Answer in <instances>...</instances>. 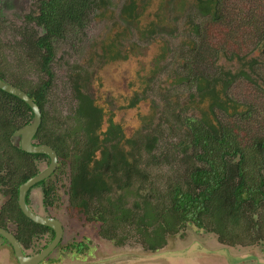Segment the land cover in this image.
Returning a JSON list of instances; mask_svg holds the SVG:
<instances>
[{
	"label": "trees",
	"instance_id": "16d2710c",
	"mask_svg": "<svg viewBox=\"0 0 264 264\" xmlns=\"http://www.w3.org/2000/svg\"><path fill=\"white\" fill-rule=\"evenodd\" d=\"M200 1L203 14L208 13L214 22L224 20L227 14L221 0ZM104 4L106 0H42L40 14L37 17L29 15L28 20L29 24L35 21L37 25H43L47 33L38 35L39 31L28 25L23 39L29 48L38 53L37 56L30 55L39 56L37 68L45 73V78H42L41 84L9 81L0 69L2 79L26 90L42 110V123L34 142L51 145L57 151L61 164L70 162L71 204L82 209L90 220H98L102 236L106 237L104 232L107 229L115 231L120 226L127 227L130 228L129 236L125 239L136 235L140 237L141 244L152 251L163 248L168 236L179 233L187 224L214 232L225 244L262 243L264 249V216H259L264 210V114H256L253 104H246L241 112L232 107L239 117L234 122L221 120L216 124L210 119L190 122L192 132L188 139L200 146L201 151L197 152L196 158L203 164L194 170L189 169L184 180L187 189L182 188V183H175L162 190L155 202L144 196L141 203L135 202L134 208L128 206L126 198L132 193L136 176L145 177V170L136 161L138 166H134L133 172L128 171L126 167L129 163L122 157L123 153L116 155L113 151V155L95 158L99 144L95 131L101 120L100 110L82 93L77 82L73 85L75 98L79 101V108L74 114L76 119H52L51 109L47 106L54 76L49 66L55 51L51 37H64L70 33L76 36L84 32L86 23L92 17L88 13L90 9ZM123 12L132 16L133 6L125 4ZM261 22L259 29L247 32L244 39V44L247 42L254 52L259 53L251 56L250 50L232 48L228 58L239 59L245 68L233 73L218 70L217 66V76H203L195 72L199 95H211L214 104L222 102L220 98L227 95L233 80L239 77L264 91V75L261 72L264 68V17ZM196 27L200 29L199 25ZM218 52L214 54L215 58L219 56ZM261 65V76L256 75L254 68L257 66L259 69ZM204 87L207 91H203ZM221 106L229 113L224 102ZM33 116L29 104L0 88V191L13 194L4 204L1 216L8 214L9 219L15 222L35 224L38 232H42L41 228L47 227L28 219L21 211L18 193L20 185L39 173L40 161L48 157L26 152L11 141L12 133L30 123ZM80 117H85L83 125ZM240 129L245 131L240 132ZM156 141V137L149 140L145 147L148 153L152 152ZM112 147L114 150L119 148L117 144ZM51 176L36 184L42 188L45 206L52 205L57 199L56 194L54 196L57 185L51 181ZM115 190L121 192L114 199L111 193ZM93 202H97L96 206ZM22 237L20 235L19 238ZM86 249L87 246L78 245L79 251Z\"/></svg>",
	"mask_w": 264,
	"mask_h": 264
},
{
	"label": "rangeland",
	"instance_id": "374dc122",
	"mask_svg": "<svg viewBox=\"0 0 264 264\" xmlns=\"http://www.w3.org/2000/svg\"><path fill=\"white\" fill-rule=\"evenodd\" d=\"M157 1H160L161 5L156 3ZM195 1L197 0H150L148 5L143 3L142 8L148 9L149 7V9H155V11L156 8H159L160 14L161 27L152 26L147 29L144 24L138 23L141 21L132 20L134 22L129 24L124 20L126 16H120L123 12V6L128 4L130 0H107L109 11L106 9L100 11L99 7L90 9L88 13L92 17L89 26L85 32L75 36L79 37L78 40L66 38L55 42L53 62L49 63L50 69L54 73L50 88V102L56 109L55 114L58 117L67 113V116H72V112L76 109V99L73 91L74 78H79L82 89H85L90 95L96 96L97 93L101 104L111 102L112 96L109 89L115 90L119 95L122 94L121 91L124 88H132V86L134 89L144 91L146 94L145 102L139 105L138 109H134L133 113L125 114L121 119L122 123L128 127L133 126L134 120L132 117L136 113L143 114L148 111V102H150L149 111H152L153 101L160 100V96L162 97L165 94L160 91L163 86H166L165 89L170 88L171 92L173 91L170 98L163 100V102H168L165 111L156 116L151 126L150 122L146 120L145 125L140 130L141 139L145 136L150 138L153 133H156L160 140L157 148L151 153H148L143 145L139 146L141 150L136 156L140 159V166L145 170V177L139 175L134 179L132 193L126 198L128 206L131 208L135 207V202L141 203L144 196L152 200L155 195H159L158 191L165 190L175 183H182V188L187 189L184 183L185 177H187V164L183 161L185 151H183V145L178 147V143L180 139L187 138L189 135L185 134L186 132H180V129H178L180 126L176 124L175 119L182 120L183 116L178 111L173 113L177 110L173 105H178V102L185 105L184 101L188 98L192 103L191 96H195V88L193 83L187 85V87L185 85L167 87L171 83L170 80L174 74L179 72L173 68H168L166 73H158L159 66H155L152 57L169 45L181 46V42L188 37L189 41L194 39L201 46L199 47L201 52L198 56V65L203 67V70H199L200 73L203 76H217L219 73L215 71L217 66H222L224 70L233 73L240 68H245V65L239 59L228 58L232 48L238 51L242 49L250 50L251 56L259 53L258 51L254 52L250 44L247 45V42L244 44V39L247 38L245 36L247 32L252 33L251 30H258V26L262 24L264 0H221L224 13L227 15L220 23L214 22L210 16L206 18L199 16L203 18L200 23H196L200 20L198 17L193 18L190 22L191 16H198L193 8ZM37 2L39 0H1L0 2V11L5 13L3 15L0 12V69L9 81L19 80L26 84H41L42 78H45V73L37 68L39 56L31 57L30 55L37 56L38 53L29 48L23 39L26 26L36 28L39 31L38 35L42 33V28L33 21L29 24L23 18L19 20V25L16 24L19 7L23 6L24 9L20 16L30 13V10L33 13L37 7ZM5 15L13 19V22H7ZM145 16L147 15L143 17ZM145 19L147 22L151 17H145ZM197 24L202 26L200 36L191 33V30L195 29ZM10 26L12 27L10 28ZM119 31H123L122 36H127L125 39L118 40V46L121 49L122 56L129 54L128 58L108 63L110 65L106 67H97L104 63L105 57L100 53H104L102 48L106 45L105 43L108 42L110 35H117ZM98 41H101V44ZM238 41L241 43L237 44ZM134 47L138 52L141 51V55L138 53L135 57H132V55H135ZM175 50L177 52L180 47L175 48ZM216 51H219L217 58L214 57ZM172 53L173 51L170 50L168 56H171ZM207 55L211 59L210 63L208 59L204 58ZM203 58L204 63L202 65L200 61ZM261 68L262 65L259 69L257 66L254 68L257 72L256 75L261 76ZM261 72L264 75V68ZM227 96L232 97L234 101L240 104L242 109L245 108L246 104L251 103L255 107L254 112L256 114H264V91L243 78L239 77L233 80L232 85L227 90ZM231 110L233 109L231 108ZM216 114L225 122L239 120L235 112L227 113L217 110ZM117 117L120 120L119 115ZM139 118L143 119L142 117ZM243 131L245 129H240V132ZM140 142L141 140L138 143ZM142 142L146 144L147 139H143ZM189 152H191V147H188L185 153ZM48 164L49 158H45L40 161L38 167L43 170ZM51 181L57 185L54 193L57 199H54V203L45 206L43 204L42 188L38 187L32 190L31 196L36 195V197H32L31 207L34 208L33 201L36 200L40 205L38 213L59 218L65 226V236L59 246L49 254L48 263L42 261L40 264H123L121 261H126L125 264H169L166 257L169 256L170 251L179 252L178 254L183 253L182 251L192 243L203 244L211 250L227 252V247L219 243L213 233L190 224H187L179 233L169 235L166 245L156 251L146 249L141 244L140 237L136 235L125 239L129 236L130 228L127 227L121 228L122 226H120L115 231L107 229V232H104L106 237H99V235L97 237L96 233L99 232L101 226L98 220H90L82 209L73 206L70 202L71 166L68 161L61 164L59 160L57 168L51 176ZM120 192L121 190L113 191L111 193L112 198L115 199ZM3 194L0 191V207L7 200L6 195ZM96 204L97 202H93V205L96 206ZM37 207L39 206L37 205ZM263 215L264 210L260 211L259 216ZM118 239L124 241L118 242ZM50 240L51 234L39 235L33 246L39 250ZM79 244L84 247L87 246V249L79 251ZM229 249L235 252L234 255H239L234 256L237 259L250 251L249 253L256 255L255 262L264 263L262 243L236 246ZM8 251L11 252L10 246H8ZM9 254L3 247H0V264L10 263L8 262ZM14 258V255H11L10 259L13 260ZM194 258L190 261V264H201L204 261H206V264H213L216 255L206 256L204 253V256L200 258L201 262L198 261L196 255ZM220 264L224 263L220 262Z\"/></svg>",
	"mask_w": 264,
	"mask_h": 264
},
{
	"label": "flooded vegetation",
	"instance_id": "af4514ba",
	"mask_svg": "<svg viewBox=\"0 0 264 264\" xmlns=\"http://www.w3.org/2000/svg\"><path fill=\"white\" fill-rule=\"evenodd\" d=\"M149 1L150 0H143V1L130 0V2L128 4L133 6L134 14L132 16H129L128 12L127 13L122 12L120 16L121 17L126 16L125 18L127 20L126 19H124V20L129 24L134 22L132 20H136V22L141 21L138 23L144 24L147 29H149L152 26L161 27L159 8H156L157 9L156 11H155V9H149V7L146 6V5H148ZM0 2H1V0H0ZM5 3H7V2H5ZM41 3H42V0H39V2H37V4H36L37 7L34 9L35 12L32 13L31 12L32 10H30L29 11L30 13H27V14H24L21 16H20V14H21V12H23L24 9H23V6H20L19 7V13H18L19 16L16 17V24L19 25V20L21 18H23L24 20L29 22V20H28L29 15H31V16L33 15L34 17H37L40 14L39 6L41 5ZM143 3H146L145 6L148 7V9L142 8ZM156 3L161 5L160 1H157ZM201 6L202 5H201L200 0H197L194 2L193 8L197 12L198 16H191V18L189 19L190 22H192V19L195 17L200 18L199 16H201V17L206 18L207 16H210L208 13H205V14L202 13ZM108 7H109V5H108V2L106 0V4H104L103 6H100L99 8H100V11L104 10V9L109 11ZM182 7L184 8V6H182ZM24 13H26V12H24ZM1 14L4 15L5 13L1 12ZM144 15H147L145 17H149V18L151 17V19L146 22L145 17H143ZM5 17L7 18V22H9V23L13 22V19L7 17V15H5ZM202 19L203 18H200L199 22H196V23H200V21ZM33 22H35V21H33ZM197 25L200 26V29L198 27H196L195 29L193 28V30H191V33L196 34V35L199 34V36H200L202 26L200 24H197ZM88 26H89V23L87 22L86 26L83 30L84 32L88 28ZM11 27L12 26H10V28ZM39 27L42 28L41 34L47 33V31L43 25H41ZM121 33H123V31H119L117 35L116 34L110 35L108 42H106L105 43L106 45L104 46V48H102L104 53H100V50L98 51L100 53V55L105 57V59H104V63L98 65L97 67H99V66L100 67L101 66L106 67L107 65H110L108 63L116 62L119 60H125L128 58L129 54L122 56L121 49L118 46V44H119L118 40L120 41L122 39L127 38V36H125V35L122 36ZM83 36H85V35H83ZM66 38L78 40L79 37H75L73 33L66 34V36H64V37L63 36L56 37V38L51 37V43L53 44V46H55L56 41H59L61 39H66ZM98 42H99V44H101V41H98ZM181 43H182L181 46H170L169 45L168 47H166V49H164L160 53L158 52L159 54L156 53L152 57V60L155 61V66H159L158 73H166L168 71V68H173V69H175V71L179 72L178 74H174L173 78L170 80L171 83L168 84L167 87H170V86L177 87V86H182V85H185L187 87V85H190L193 83L194 88H195V96H191V99L193 100L192 103H190V99L188 98L187 100L184 101L185 105H181L180 102H178V105H176V104L173 105V107L177 109L173 113L178 111V112H181L182 116H183L182 120L174 118L176 124H179V126H180L178 129H180V132L181 131L186 132L185 134L190 135L192 132L191 127H190V122H198L201 119H207V121H209L208 119H210L212 122L217 124L218 121L222 120L219 117V115L216 114L217 110H222L224 112L227 111V110L225 111L224 108L221 106L222 102H224L225 105L228 107V111L230 113L235 112V111L231 110L232 107L238 108V110H239L238 112L243 111V109H245V108L242 109L240 107V104H238L236 101H234V99L232 97H229L227 95H224L223 97L220 98V100L222 102H216L215 104L213 103V100L211 99V95H207V94H203V93H201L199 95L197 87H196V82L198 80L195 79L194 73L195 72H201L199 70H203V67H200L198 65V56H200V52H201L199 47H201V46H199V43L197 41H195L194 39L189 41L188 37L185 40H183ZM129 47H131V46H129ZM178 47H180V50H178L176 52L175 48H178ZM170 50H172L173 53L171 56H168V52ZM134 51H135V55H132V57H135L138 53H139V55H141V51L139 50V52H138V50L135 47H134ZM204 58L208 59L209 63H210L211 59H210L209 55L204 56ZM204 58L201 59V61H200L202 65L204 63ZM51 61L53 62V56H52ZM138 63L140 64L141 62H138ZM218 70H224V68L222 66H219ZM217 75H219V73ZM76 82L79 84L82 93L84 95L88 96L93 101L94 105H96L100 110L101 120H100V123L98 125V128L95 131L99 136V144H98L97 150L95 152V158L100 159L105 154L113 155V151L116 153V155L119 153H123L122 157L127 159L126 161H127V163H129L128 164L129 167H126V169L130 172H133L134 166L135 165L138 166L136 161H138V163L140 162V159L136 156L139 153V151L141 150L139 146L143 145L144 147H146L149 140H151L153 137H156L157 141L155 142V147L153 148V150H154L155 148H157L158 141L160 140L159 136L156 133H153L152 136H150V138L148 136L143 137V139H147V143L144 144L142 142L143 139H141V137H140V130L145 125L146 120H148L150 122V126H151V123L155 120L156 116H158L163 111H165V109L167 108L168 102H163V100L170 98L173 95V91L171 92L170 88L165 89L166 86L165 87L163 86V89H160V91H162L165 94L162 97L160 96V98H161L160 100L153 101L152 111L151 112L149 111L150 102H148L147 103L148 111L143 113V114L136 113L135 116L132 117V119L134 120L133 126L128 127L122 123L121 119H123L125 114L133 113L134 109H138L139 105H141L143 102H145L146 94L144 93V91H142L140 89H134L132 86V88H124L121 91L122 94L119 95L118 92H116L115 90L109 89L111 96H112L111 102L101 104L99 95H97V93H96V96L90 95L89 93H87L85 91V89L84 90L82 89V86L79 83V78H74V83H76ZM50 91H51V89H50ZM203 91H207V88L204 87ZM48 97H49V103L47 106L51 109L50 112H51V115H53L52 119H57L58 115L55 114L56 109L54 108V106H52V102H50V93H49ZM75 99H76V107H75L76 108L75 111H76L79 108L78 107L79 101L77 100V98H75ZM75 111L72 112V116H67L68 115V113H67V114H62L61 117L67 118L69 120L70 119L75 120L76 119L74 116ZM238 112H235V113L238 114ZM62 113H63V111H62ZM118 115H119L120 120L117 117ZM139 117H142L143 119L141 120ZM79 120H80L81 124L83 125L85 122V117H80ZM19 128H17V129H19ZM153 132H154V130H153ZM13 133H12V135H13ZM12 135H11V137H12ZM140 140H141V142L138 143ZM11 141H12V139H11ZM187 143H188V146H187ZM37 144H42V143H37ZM115 144H117V146L119 147L116 150H114L112 147ZM181 145L184 146L183 151H185V152H187L188 147H191V152H189V153L184 152V154H183V157H184L183 161L185 164H187L186 165L187 166V169H186L187 173L189 172V169L193 168V170H194L197 168V166L203 164V162H201L200 160H198L196 158L197 152L201 151V148L199 145H197L196 143H193L190 140V138L188 139V137L182 138L179 140L178 147ZM103 151H106V152L104 153ZM46 156L48 157V155H46ZM134 156H136V158H138V159H135ZM189 158H191V159H189ZM58 162H59V155H58ZM132 164H133V166H132ZM38 187H40V186H36V185L33 186L30 189V193L26 195V202L28 203L29 207L34 212H36L37 214H38V209H40V205L38 202H36V200H34L33 206L35 209L31 207L32 197L34 196V195L31 196V195H32V190L34 188H38ZM161 192L162 191H158V194H160ZM3 195H6L7 200L4 203V204H6L9 201V198L13 194H3ZM35 197H36V195L34 196V198ZM157 198H158V195H155V198L152 200L153 201L157 200ZM4 204L0 207V228H3L6 231L11 232L12 234L15 235V237L19 241V244L22 248L23 253L26 256H33V255L39 253L55 237V230L49 226L44 225L47 227V229L41 228L42 232H38L39 228H37L35 224H31L28 222L27 223L15 222V221L9 219L8 214H6L5 216H1V212H3L2 209H3ZM18 204H19V202H18ZM37 205L39 207H37ZM23 214H24V212H23ZM39 214H41V213H39ZM44 216H49V215H44ZM5 217H6V220H4ZM53 217H55V216H53ZM27 218L32 220L29 217H27ZM260 219H261V217H260ZM33 222H35V221H33ZM35 223H37V222H35ZM61 223L63 225V236H62L59 244L62 242L63 237L65 236L64 235V232H65L64 227L65 226H64L62 221H61ZM37 224H39V223H37ZM40 225H43V224H40ZM201 229L208 231L204 228H201ZM208 232H211V231H208ZM45 233L51 234V240L48 243H46L39 250L34 248L33 244H34L35 240L38 238L39 235H42ZM211 233H213L216 236L219 243H221L223 246L227 247L226 248L227 252L211 250L203 244L192 243L188 248H186L185 250L182 251L183 253L166 257L168 259V260H166L167 263H169V264H181V263L186 264V261H187V264H190V261H192V259H195L194 258L195 255L197 256L198 261L201 262L200 258H201V256H204V253H205L206 256L211 255V254L216 255V260L213 264H220V262H223L224 264H264L263 262H255L256 255L254 253H249L250 251L241 255L242 257L237 259L234 256H239V255H234L233 253H235V252H233V250L229 249V248H235L236 246H246V245H252V244H257V243L239 242L238 244H235V245H229V244H225V243H222L221 241H219L217 234H215L214 232H211ZM96 234H97V237H98V235H99V237L102 236L100 234V232H98ZM20 235H23V237L19 238ZM0 238H3V239H0V247H3L6 250V252L10 253L8 255V257L11 258V255L12 256L14 255V257H15L13 260L8 258V262H10L9 264H21L20 261L18 260L17 256H16V254H15V251H14V248H13L11 242L7 238H5L2 234H0ZM59 244L55 247V249L59 246ZM8 246H10L11 252L8 251ZM228 246H230V247H228ZM49 257L50 256L47 255L42 261L48 263ZM260 258H261V256H260ZM0 260H1V258H0ZM181 260H183V261H181ZM132 261H134V260H132ZM136 261L142 262L143 260H136ZM121 262L123 264L126 263V261H121ZM201 264H206V261L201 262Z\"/></svg>",
	"mask_w": 264,
	"mask_h": 264
},
{
	"label": "water",
	"instance_id": "95a60500",
	"mask_svg": "<svg viewBox=\"0 0 264 264\" xmlns=\"http://www.w3.org/2000/svg\"><path fill=\"white\" fill-rule=\"evenodd\" d=\"M0 88L8 93H11L22 100H24L31 107L34 116L30 123L17 129L11 139L14 145L21 147L22 150L29 153H42L48 155L50 161L47 167L41 170L39 173L27 179L19 187L18 202L21 210L24 214L31 218L33 221L49 226L55 230V237L43 248L39 253L33 256H26L19 244L18 239L11 232L0 228V234L7 238L15 251V254L21 264H39L47 255H49L55 247L59 244L63 236V225L61 221L53 216H44L34 212L26 202V195L28 191L35 186L38 182L48 178L53 174L58 165V153L57 151L48 144H37L34 142V137L39 130L42 123V111L40 106L35 100L28 94V92L21 87L10 83L0 77ZM179 252L170 251L169 256L176 255Z\"/></svg>",
	"mask_w": 264,
	"mask_h": 264
},
{
	"label": "clouds",
	"instance_id": "9594fccd",
	"mask_svg": "<svg viewBox=\"0 0 264 264\" xmlns=\"http://www.w3.org/2000/svg\"><path fill=\"white\" fill-rule=\"evenodd\" d=\"M41 109V108H40ZM50 161V160H49Z\"/></svg>",
	"mask_w": 264,
	"mask_h": 264
}]
</instances>
